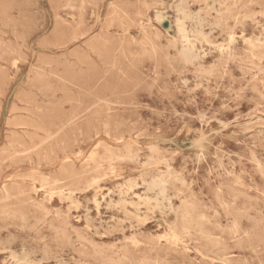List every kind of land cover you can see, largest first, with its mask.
<instances>
[{"label": "rangeland", "instance_id": "374dc122", "mask_svg": "<svg viewBox=\"0 0 264 264\" xmlns=\"http://www.w3.org/2000/svg\"><path fill=\"white\" fill-rule=\"evenodd\" d=\"M0 264H264V0H0Z\"/></svg>", "mask_w": 264, "mask_h": 264}, {"label": "bare ground", "instance_id": "6f19581e", "mask_svg": "<svg viewBox=\"0 0 264 264\" xmlns=\"http://www.w3.org/2000/svg\"><path fill=\"white\" fill-rule=\"evenodd\" d=\"M217 3H218V2H217ZM183 4H184V3H183ZM213 5H214V2H213ZM170 7H171V6H170ZM208 7H209V6H208ZM199 10H200V9H199ZM175 11H176V10H175ZM190 11H191V10H190ZM198 13H199V12H196L197 15H199ZM177 15H178V14H177ZM188 15H189V14H188ZM192 15H193V14H192ZM192 15H191V16H192ZM178 17H179V16H178ZM182 17H183V16H182ZM193 17H194V16H193ZM200 18H201V17H200ZM197 21H198V20H197ZM201 21H202V20H201ZM183 22H184V21H183ZM198 22H200V21H198ZM174 23H175V22H174ZM191 23H192V22H191ZM194 23H196L195 20H194ZM210 23H211V22H210ZM181 24H182V23H181ZM185 24H186V23H185ZM198 24H199V23H198ZM183 25H184V24H183ZM179 26H182V25H179ZM151 27H152V26H151ZM216 27H217V26H216ZM218 27H219V26H218ZM179 28H180V27H179ZM182 28H183V27H182ZM186 28H187V27H186ZM168 29H169V28H168ZM183 29H184V28H183ZM193 29L196 30V28H194V27H193ZM197 29H198V28H197ZM177 30H178V26H177ZM180 30H181V29H179V31H180ZM189 30H190V29H189ZM199 30H200V29H199ZM202 30H203V29H202ZM214 30H215V29H214ZM214 30H213V31H214ZM179 31H178V32H179ZM191 31H192V30H191ZM203 31H204V30H203ZM166 32H167V31H166ZM199 32H201V31H199ZM208 32H209V31H208ZM168 33H169V31H168ZM186 33H187V32H186ZM188 33H189V31H188ZM188 33H187V34H188ZM192 33H194V32H192ZM195 33H198V32L195 31ZM179 34H180V33H179ZM179 34H178V35H179ZM181 34H182V33H181ZM203 34L206 35V33H203ZM190 35H191V34H190ZM192 35H193V34H192ZM197 35H198V34H197ZM201 35H202V34H201ZM188 36H189V35H188ZM207 36H208V35H207ZM207 36H206V37H207ZM186 37H187V36H186ZM186 37H185V38H186ZM197 37H198V36H197ZM199 37H200V36H199ZM199 37H198V38H199ZM173 38H174V37H173ZM182 38H183V36H182ZM195 38H196V36H195ZM188 39H189V38H188ZM193 39H194V38H193ZM173 40H174V39H172V43H174V42L176 41V42L173 44V46H174V45H176L178 39L176 40V38H175L174 42H173ZM182 40H183V39H182ZM199 40H200V39H199ZM206 40H207V39H206ZM191 41H192V38H191ZM197 41H198V39H197ZM230 41L232 42V40H230ZM230 41H229V42H230ZM169 42H170V41H169ZM183 42H184V41H183ZM201 42H202V39H201ZM201 42H200V43H201ZM180 43H181V42H180ZM190 43H191V42H190ZM221 43H222V42H221ZM252 43H253V42H252ZM170 44H171V43H170ZM177 44H178V43H177ZM184 44H185V43H184ZM201 44H202V43H201ZM205 44H206V43H205ZM228 44H230V43H228ZM171 45H172V44H171ZM178 45H179V44H178ZM194 45H195V44H194ZM208 45H210V43H209ZM217 45H218V44H217ZM251 45H253V44H251ZM210 46H211V45H210ZM213 46H214V45H213ZM213 46H212V47H213ZM226 46H227V45H226ZM182 47L185 48L186 46L184 47V45H182ZM182 47H181V48H182ZM191 47H192V46H191ZM215 47H216V45H215ZM217 47H218V46H217ZM154 48H155V47H154ZM175 48H177V45H176ZM183 48H182V49H183ZM252 48H253V47H252ZM187 50H188V49H187ZM187 50H185V57H186ZM224 50H226V49L224 48ZM183 51H184V49H183ZM183 51H182V53H183ZM189 51H190V50H189ZM189 51H188V52H189ZM177 52H178V50H177ZM199 52H200V50H199ZM190 53H191V52H190ZM190 53H187V54L189 55ZM178 54H180V53H178ZM198 54H199V53H198ZM229 54H230V50H229ZM254 54H255V53H254ZM254 54H253V55H254ZM201 55H202V54H201ZM204 55H205V54H204ZM204 55H203V56H204ZM253 55H252V56H253ZM178 56H180V55H178ZM182 56H183V55H182ZM195 56H196V55H195ZM198 56H199V55H198ZM198 56H197V58H198ZM258 56H259V55H258ZM182 58H183V57H181V59H182ZM187 58H188V57H187ZM187 58H185V59H187ZM200 58H201V57H200ZM191 62H192V61H191ZM191 62H190V63H191ZM186 63H187V61L185 62V64H186ZM192 63H193V62H192ZM185 80H186V79H185ZM186 83H187V82H186ZM261 95H262V94H261ZM262 96H263V95H262ZM149 147H150V146H149ZM156 148H157V147H156ZM128 149H129V148H128ZM150 150H151V149H150ZM129 151H130V150H127L126 152H129ZM138 152H139V151H138ZM129 153H130V152H129ZM129 153H128V154H129ZM130 154H131V153H130ZM132 154H133V153H132ZM132 154H131V155H132ZM159 154H160V152L158 153V155H159ZM116 155H117V154H116ZM116 155H115V157H116ZM151 155H153V154H151ZM117 157H118V156H117ZM121 157H122V156H121ZM124 157L126 158V155H125ZM124 157H123V158H124ZM146 157H147V156H146ZM153 157H154V156H153ZM163 157L165 158V155H163ZM111 159L113 160V157H112ZM111 159H110V160H111ZM132 159H133V158H132ZM153 159L155 160V158H153ZM168 159H169V157H168ZM104 160H106V159H104ZM107 160H108V159H107ZM107 160H106V161H107ZM112 160H111V161H112ZM116 160H117V159H116ZM118 160H119V158H118ZM166 160H167V159H166ZM113 162H114V160H113ZM168 162H169V161H168ZM156 164H157V163H156ZM150 166H151V165H150ZM100 167H101V166H100ZM100 167L98 166L97 169H99ZM170 167H171V166H170ZM173 169H174V168H173ZM162 170H163V169H162ZM165 171H166V170H165ZM173 171H175V170H173ZM173 171H172V172H173ZM155 172H156V171H155ZM165 174H166V173H165ZM168 174H169V173H168ZM174 174H175V172H174ZM169 176H171V175H169ZM141 177H142V176H141ZM168 178H169V177H168ZM176 178H177V176H176ZM165 180H166V178H165ZM181 180H182V179H181ZM127 181H128V180H127ZM141 181H142V180H141ZM134 182H135V181H134ZM150 182H151V181H150ZM162 182H163V181H161V183H162ZM179 182H180V181H179ZM144 183H145V182H144ZM166 183H167V182H166ZM137 184H139V183H137ZM157 184H158V183H157ZM152 185H153V184H152ZM163 185H164V183H163ZM183 185H185V184L183 183ZM122 186H123V185H122ZM125 186H126V185H125ZM143 186H144V185H143ZM155 186H156V185H155ZM120 187H121V186H120ZM114 189H115V188H114ZM123 189H124V188H123ZM158 191H159V190H158ZM161 191H162V190H161ZM118 192H119V191H118ZM119 194H120V193H119ZM122 194H123V193H122ZM156 195H157V194H156ZM146 198H147V197H146ZM162 198H163V197H162ZM162 198H161V199H162ZM184 198H185V197H184ZM118 199H119V198H118ZM156 199H157V198H156ZM110 200H111V199H110ZM110 200H109V201H110ZM119 200H120V199H119ZM148 200L150 201V199H148ZM159 200H160V199H159ZM151 201H153V200H151ZM118 202H120V201H118ZM123 202H124V201H123ZM123 202H122V203H123ZM131 202H132V201H130V203H131ZM139 203H140V202H139ZM113 204H114V203H113ZM123 204H124V203H123ZM190 204H191V202H190ZM131 205H132V204H131ZM144 205H145V204H144ZM113 206H114V205H113ZM132 206H133V205H132ZM193 206H194V205H193ZM134 207H135V206H134ZM54 208H56V207L54 206ZM146 208H147V207H146ZM152 208H153V207H152ZM163 208H164V207H163ZM135 210H136V209H135ZM139 210H140V209H139ZM256 212H257V211H256ZM186 216H187V215H186ZM189 216H190V215H189ZM195 216H196V215H195ZM85 217H86V216H85ZM9 250H10V249H9ZM5 251H6V250H5ZM12 252H14V251H12ZM220 261H221V260H220Z\"/></svg>", "mask_w": 264, "mask_h": 264}]
</instances>
